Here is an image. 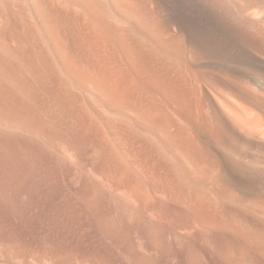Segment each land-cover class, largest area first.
<instances>
[{"label":"bare ground","instance_id":"obj_1","mask_svg":"<svg viewBox=\"0 0 264 264\" xmlns=\"http://www.w3.org/2000/svg\"><path fill=\"white\" fill-rule=\"evenodd\" d=\"M31 1L36 15L38 12L42 14L39 20L43 23L46 37L56 49V55L53 56L61 61L59 67L62 72L57 74L58 77L55 76L53 72L56 69L50 64L56 61L50 59L52 55L49 57L46 46V50L44 49L45 41L42 43L38 39L35 28L37 24L27 27L18 11L13 25L16 32L15 35L11 32V35L17 36L18 50L27 49V53L18 52L14 36V39H10L15 44L11 41L12 44L8 45H14L17 53L13 52L14 47L11 49L8 46L10 51L14 49L11 52L6 50L1 39L0 61L3 60V63L0 62V72H4L5 79L11 73L16 76L20 69L12 67L15 64L14 68H19L17 64H21V70L27 66L29 69L35 68L23 70V73L29 70L28 73L32 74L30 76L35 78L37 75L41 78L42 85H46L44 82L50 83L54 90L50 91L54 94L48 92L51 96L48 97L51 99L55 95L52 104L57 107L52 106V99H49L51 110L54 108V113L57 111L60 118L63 117L60 119L58 116L60 126L69 122L72 133L62 132L65 133L62 137L61 133L55 134L60 131L58 128V131L45 129L44 132L43 129V132L49 133L55 140L52 134L56 131L54 136L59 144L57 148V143L52 145L56 150L52 149L51 152L55 154L50 155L62 153L59 154L62 159L57 155L56 157L64 160L65 166L69 162L73 164V169H69L72 173L66 177L70 179L69 184H66V191L63 184L68 180H64V183L61 181L64 189L59 187V191L56 187L59 181L57 176L64 168L60 169L62 166H59L58 159L55 160L61 170L58 169V174L54 171L58 168L57 165L50 162L53 156H44L47 160L44 159L43 163L50 162L56 169L47 167L46 178H41L44 179V187H41L44 190L41 191L39 186H35L34 177L41 174L35 175V172H40L37 167L42 163L40 160L46 152L39 154L43 150L39 151L35 145L32 159L30 162L26 159L31 165H27L23 153L21 154L23 151L20 152L21 145L24 144H20V141L16 144L14 141L16 150L13 151L16 153L11 151L15 155L11 163L12 181L7 183L5 181L9 176H0V264H264V95L254 93L252 86L244 83L245 81L241 82V79L235 86H232L234 83L230 86L214 81L212 86L209 85L210 88L216 82L220 87L213 90H209V83H206L208 90H205L193 70L195 79L185 68L183 70L176 65L159 64V58L147 49L142 40L141 36L145 33L143 26V30L140 28L143 34H139L138 29L143 25L140 16L144 20L145 13L141 15L142 2L138 0H78L84 10L78 9V4L75 7L76 0H71L73 3L69 1L75 6L61 0H53L50 5L44 1ZM108 4L109 8L112 6L119 13L118 17L110 8L118 18L113 14L109 15L106 7ZM129 10H133L132 13L135 12L136 15L133 22L128 20L132 14L128 19L124 16ZM150 10L149 8L146 16L151 14ZM9 21H5L3 25H10ZM160 21V24L156 21L154 24L153 20L150 26L161 27V23L169 22ZM144 22L146 27V20ZM158 26L157 30H163L164 26L169 28L166 24L161 28ZM10 28L11 26L8 29ZM166 29V33L163 30L164 37L169 31ZM43 31L40 33L42 38ZM176 31L174 36V31L169 32L168 35L172 34L168 39L173 37L172 43L176 41L184 47L181 44H188L190 38L181 33V30L180 34ZM156 35L157 32L154 36ZM157 41L164 43L162 39ZM169 42H165L167 45L159 44L167 47L171 40ZM75 44L81 52L83 48L82 54L74 48ZM189 44L186 46H190ZM115 46L120 47L122 52ZM183 47L182 50L185 49ZM188 48L186 47L187 50ZM119 54H122L121 58H125L122 59L125 63L119 59ZM24 64H27L26 67ZM30 64L32 65L29 66ZM52 68L54 71H51ZM32 71L36 74L33 75ZM70 73H74L73 83L65 77ZM0 75L4 79L2 72ZM11 75L9 78L13 81ZM219 76L221 77L220 74ZM204 77L201 81L208 82ZM16 78L18 79L17 76ZM39 78L36 77V81ZM223 78L228 80L226 77L216 76V80ZM7 81L10 82L8 78ZM2 83L3 80L0 85ZM14 83L15 80L12 84ZM39 84L41 85L40 82L37 85L35 83L34 86ZM40 85L41 92H45L47 87L43 89ZM2 86L0 92H3ZM84 87L85 91L91 88L90 93L86 92L80 98L78 93ZM229 95L237 102L238 99L241 100L246 107L238 112V103L234 100L235 103L232 104L229 101L232 98H227ZM4 96H1L0 101L7 100ZM12 96L14 95L11 93V99L10 95L6 98L13 107L16 99ZM4 100L6 107L0 104V110L8 107L7 112L12 109L13 113L16 112ZM86 105L93 110L90 108V111ZM118 111L130 116L123 117ZM180 111L184 113L181 114ZM16 114L11 116L5 113L9 118H20ZM180 114L187 118L185 126L186 118L182 119ZM180 119L184 124L180 125ZM176 121L179 122L178 125H175ZM188 121L191 122L190 126H187ZM24 123L25 121L20 123L22 127ZM27 127L29 131L32 129L29 125ZM23 131L26 132V129ZM47 136L45 138L49 139L50 136ZM35 137L37 136L33 135L34 139ZM45 138L42 140L45 141ZM78 139L82 145L85 144L88 153L94 154L93 157L83 152L85 147L82 148L80 142H75ZM6 140L0 137V168L3 170L8 165L3 153L6 147L8 149L13 144ZM49 142L51 141H48V146ZM87 156H91V160ZM82 159L85 161L82 162ZM87 159L90 164L86 163ZM78 160L84 164V172L86 170L88 173L85 163L88 164L87 167L91 165L90 169L95 172L89 169L91 173L83 175V170H79L81 166L78 165ZM64 174L61 173V180L67 175ZM39 176L37 181L40 180ZM26 179L31 183L28 184ZM12 182L15 190L9 192L7 189V192L6 185ZM25 182L29 186L23 188ZM102 182L104 187L100 185ZM27 186L32 189L28 194L29 191L24 193ZM9 187L11 188L8 185L7 188ZM104 188L111 195L114 193L115 198L103 190L108 196L105 195L102 191Z\"/></svg>","mask_w":264,"mask_h":264},{"label":"rangeland","instance_id":"obj_2","mask_svg":"<svg viewBox=\"0 0 264 264\" xmlns=\"http://www.w3.org/2000/svg\"><path fill=\"white\" fill-rule=\"evenodd\" d=\"M12 1V2H11ZM27 1V0H26ZM26 1H24V0H0V40L1 41H3V45L5 46V49H6V47H7V49L6 50H9L8 49V46H9V48H13L14 47V49L18 46V39L14 36L15 35V32H16V30L14 29V26L13 25H15V17H17L18 16V14L16 13L17 11L19 12V16H22V18H23V22L27 25V27H30V25L32 24V25H34V26H36V24H37V26L35 27L36 29H37V31H38V33H37V37H38V39L43 43L44 41L46 42L47 40H48V38L46 37V35H45V32L43 31L44 29V27H43V23L39 20L41 17H42V14L40 13V12H38L37 13V15H36V12L34 11V4H32L33 2L31 1V0H28V2H26ZM39 1H44V2H46V4H53V0H39ZM62 2H66V1H68L66 4H69L70 2H72L71 0H61ZM70 1V2H69ZM78 0H76V1H74L75 3V5L76 4H78L79 5V7L76 5H74V4H72V3H70L69 5H74L75 7H78V9H80V10H84V6L82 7V5H81V3H78L77 2ZM137 1V0H136ZM138 1H140V2H142V11L143 12H141L142 14L141 15H143L144 13H145V15L143 16V17H147L146 19L144 18V20L142 19V17L140 16V19H141V24H143V25H141L140 27H139V29L138 30H140V28L142 29V26H143V32L145 31V33L143 34V32H142V30H140L139 31V34L140 35H142L141 37H142V40L144 41V43L146 44V46H147V49H150L153 53H155V55L159 58V64H172V65H176V66H178L179 68H181V69H183L184 70V68H185V71L188 73H190V75L192 74V77L194 76L193 75V72H192V70L195 72L194 74L196 75L195 77H197V79L200 81V83L202 84V86L204 85L205 86V90H213L215 87L218 89V87H220V86H218V85H220V84H218L217 82H216V84H217V86H216V84L215 85H213V87L212 88H210V86H212V84H214V81H218L219 83H227L228 85H232L233 83H234V85H232V86H235L238 82L240 83V81L242 82H244V83H247L249 86H252V88L255 90H253L254 91V93L255 92H257V95L258 94H261V95H264V0H138ZM24 2H26V3H24ZM152 2V3H151ZM28 3V5H29V7H28V5H26ZM154 3V4H153ZM23 4V5H22ZM156 5V6H155ZM161 5V6H160ZM150 6V7H149ZM83 9H82V8ZM106 7H107V9H108V12H109V15H111L112 16V14L114 13L115 14V12H116V15L118 14V17H119V13L112 7V6H110V8H112V10L109 8V4L108 5H106ZM152 7V8H151ZM161 7V8H160ZM31 9V10H29L28 11V9ZM149 8L151 9L150 10V12H151V14H153V13H156L155 15H156V17H157V20H155L156 19V17H155V15L153 14V15H151V14H149V16H146V14H148L149 12ZM155 10V11H154ZM23 11V12H22ZM30 11H31V14H34V15H31L30 14ZM113 13H112V12ZM145 11V12H144ZM133 12V10H131V12H130V10H129V12H127L124 16H126L127 17V19H128V17H129V15L130 14H132V15H130V17H129V21L130 22H133L135 19H136V15H135V12H134V14L132 13ZM146 12H148V13H146ZM162 13V14H161ZM40 14V15H39ZM113 14V16L114 17H116L115 15ZM127 14H128V16H127ZM39 15V16H38ZM154 16V17H152V18H155V19H152L151 18V16ZM29 16V17H28ZM41 16V17H40ZM132 16H133V18H132ZM161 16V17H160ZM31 17V18H30ZM32 17H34V19L32 18ZM118 17H116V18H118ZM135 17V18H134ZM148 17H150L149 19H148ZM160 17V18H159ZM4 18H6V20L4 19ZM30 18V19H29ZM29 19V20H28ZM151 19H152V21H151ZM160 19L161 20H163L164 22H166V21H169L168 23L166 22V23H161V25L163 26V25H169V28L168 29H166V28H164V27H168V26H164V27H162L163 28V30H164V32H165V29H166V31H168L167 32V36H166V34H165V37L164 36H162V34H163V30L161 31L160 29L159 30H157L156 29V27L158 26V25H156V27L155 26H150L151 25V22L153 23V20H154V22L156 21L157 22V24H160V22H162V21H160ZM11 22H10V21ZM33 20V21H32ZM143 20V21H142ZM146 20V24H148L149 26H147L146 24H145V26L146 27H144V21ZM148 20H150V22H148ZM159 20V21H158ZM5 21H9L10 22V25L8 24V22H6L9 26H11V28L10 29H8L9 28V26L8 25H3V24H5ZM36 22V23H35ZM38 22V23H37ZM41 22V23H40ZM156 22L154 23V24H156ZM172 22V23H171ZM12 23V24H11ZM38 24H39V27H41V30L43 31V35H44V37L43 38H45V39H43L42 38V36L40 35V33L42 32V31H40L39 29V27H38ZM153 25V24H152ZM174 25H175V27H174ZM5 26V27H4ZM8 26V27H7ZM39 29H38V28ZM147 27H149V30H150V32H149V30L147 29ZM159 27V26H158ZM161 27H159V28H161ZM172 27V28H171ZM13 28V29H12ZM154 30H153V29ZM176 28H178L177 29V31H176ZM12 29V31H10ZM27 29H29V28H27ZM170 29H172V31L170 30ZM173 29H175V30H173ZM30 30V29H29ZM180 30H181V33L183 32V33H185L186 35H187V37L188 38H190L189 40H190V42H188V44L191 46V48H190V46H186V45H188V44H181V45H184V47L183 48H185V49H181L182 47L179 45V44H177L176 43V41L175 42H173L172 43V41H173V37L171 38V39H168V37L170 38V35L173 33V31H174V33L172 34V36H174V34H175V31H176V33L177 34H180L179 32H180ZM13 31H14V33H13ZM68 31V30H67ZM148 31V32H147ZM151 31H152V33L155 35V32H157V35L156 36H154V35H152V33H151ZM155 31V32H154ZM160 31V32H159ZM11 32H12V34H14L13 36L16 38L15 39V41H16V44L12 41L13 39H14V37L11 35ZM70 32V31H69ZM68 32V33H69ZM159 32V33H158ZM169 32H172L171 34H169L168 35V33ZM142 33V34H141ZM148 33L149 34H151L150 36L148 35ZM161 33V35L160 36H162V37H164V39H167L166 41L162 38V37H160L159 36V34ZM166 33V32H165ZM69 34H71V32L69 33ZM73 34H75L74 32H73ZM16 35H17V33H16ZM39 35V36H38ZM249 35V36H248ZM11 36V37H10ZM70 36H72V35H70ZM145 36H147V37H145ZM152 36H154V38L155 39H157V40H163V42L165 43H167V41L169 42V40H171V46H173V47H171L170 45H168L167 47H165V45H167L166 43H165V45H163V46H161L159 43H161V42H159V41H155V42H153L154 40H153V37ZM149 37V38H148ZM150 37H152L151 38V40H153V41H151V40H149L150 39ZM159 37V38H158ZM5 38H6V43H5ZM10 38H13L12 40L10 39ZM4 39V40H3ZM147 39V40H146ZM43 40V41H42ZM13 42V44H15V46L14 45H8V43H11L12 44V42ZM192 41H194L192 44H191V42ZM43 43V47H44V49L47 47V52H48V54H49V57H50V55H52L53 56V54H55L56 55V49L54 48V47H52V44L50 43V41L48 40L46 43ZM150 42H152V43H155L154 45L153 44H151ZM158 42V43H157ZM164 43H161V44H164ZM170 43V42H169ZM176 43V44H175ZM7 44V45H6ZM47 44L49 45V46H51V47H49V46H47ZM116 44V43H115ZM159 44L160 46H161V48H160V46L157 45ZM194 44V45H193ZM77 45H79V43H77ZM179 47H178V46ZM193 45V46H192ZM1 46V45H0ZM3 46V47H4ZM11 46V47H10ZM46 46V47H45ZM81 46V45H80ZM79 46V47H80ZM116 46H118V44L116 45ZM115 46V47H116ZM175 46V47H174ZM2 47V46H1ZM49 47V48H48ZM159 47V48H158ZM168 47H170V48H168ZM181 47V48H180ZM186 47L188 48V50H191V52L190 51H188L187 49H186ZM50 48H51V51H52V54H50L51 53V51H50ZM74 48H76V44L74 45ZM77 48H78V46H77ZM76 48V49H77ZM81 48V47H80ZM79 48V49H80ZM117 48V47H116ZM154 48H156V49H154ZM157 48L159 49V50H157ZM163 48H165V49H163ZM180 48V49H179ZM194 48V49H193ZM13 49V50H14ZM17 50H18V47L16 48ZM15 49V51H13V50H11V51H13V52H16L17 50ZM118 49H120V47L119 48H117V50ZM20 50V49H19ZM18 50V52L20 53V54H22V51L23 52H25V54L27 53V49H25V50H22L21 49V51H19ZM46 50V49H45ZM78 50V49H77ZM77 50H76V52H77ZM121 50V49H120ZM119 50V51H120ZM182 50V51H181ZM187 50V51H186ZM10 51V50H9ZM10 51V52H11ZM29 51V50H28ZM55 51V52H54ZM79 51V54H82V52H83V48H82V52H81V50H78ZM160 51V52H159ZM186 51V52H185ZM121 52H122V50H121ZM190 52V53H189ZM17 53V52H16ZM78 53V52H77ZM123 54V53H122ZM121 54V55H122ZM162 54H163V56H162ZM191 54V55H190ZM121 55L119 54V59L122 61V62H124L123 60H125V56H124V54H123V58H121ZM50 57V59L51 60H53V61H56L57 63H59V64H57L56 62H54V63H51L50 64V66L52 65V66H54L53 68H55L56 70H55V72H53L54 74H55V76L56 77H58V73L60 74L62 71L60 70V67H59V65H61V61L59 60V59H57V57L56 58H54V56L53 57ZM25 58V57H24ZM54 59H56V60H54ZM123 59V60H122ZM1 60V59H0ZM51 60H50V62H51ZM52 61V62H53ZM59 61V62H58ZM0 62H2L3 63V60L2 61H0ZM162 62V63H161ZM1 63V64H2ZM125 63V62H124ZM1 64H0V68L2 67L1 66ZM54 64V65H53ZM18 66H19V68H14V66H15V64L13 65V69H20V73H21V71H22V73L23 72H25L26 71V69H29V67L27 68L25 65H27V64H24V67H26V69L25 68H23V70H25V71H23V70H21V68L23 67V65H22V67H20L21 66V64H17ZM16 65V66H17ZM32 64H30L29 66H31ZM57 65V66H56ZM17 66V67H18ZM33 66H34V64H33ZM51 66V67H52ZM35 67V66H34ZM59 67V68H58ZM53 68L51 69V71L53 70ZM58 68V69H57ZM12 69V70H13ZM34 70L33 68H30L29 70ZM187 69V70H186ZM200 69H201V71H200ZM0 70H2V69H0ZM12 70L10 71V72H8V74L7 73H5V75L7 74V76L12 72ZM29 70H28V72H29ZM189 70H191V71H189ZM203 70V71H202ZM15 71V70H14ZM36 71V70H35ZM54 71V70H53ZM58 71V72H57ZM220 71V72H219ZM2 72V77L5 79V77L6 76H4V72L3 71H1ZM0 72V73H1ZM16 72V71H15ZM28 72H26V73H16V76L18 77V79L16 78L15 79V75L13 74V73H11V74H13L14 75V78L12 77V75H11V77H12V79H13V81L15 80V83L14 84H12L13 83V81L9 78V76L7 77L8 78V80H10V82L9 81H7V78L5 79L6 81H4V79H2V78H0V79H2L3 80V83H2V85L3 86H5V85H7V83L9 84V85H7V86H5V87H3L2 85H0V86H2L1 87V90H3V92L2 93H4L5 92V94H2L1 92V96H6V97H8L9 95H10V97H9V99H11V93H12V95H14V96H12L14 99H16L15 100V102H14V104H13V107L11 106V104H8V102H7V100H8V98H6L5 96V99H7L5 102H7V106H9L10 107V109H12V108H14V111L16 110V112H17V114H16V112H14L16 115H18L20 118H17V119H12V115L14 114L13 113V109L12 110H9V112H7V109H8V107H7V109H5V105L3 104L4 102H3V100H1L0 101V104L3 106H5L4 107V109L6 110H3V112L5 111V113H8V115H11L10 117L11 118H9V116H6L5 115V113H3L2 112V110H0V137H4V138H6L7 140V142L8 141H10V143H13L10 147H8V149H7V147H6V151H4V153H3V158H5V160H6V162H7V167L5 168V170H3V169H1L0 168V176H2V174H3V176L4 177H10V179H9V177L7 178V180L5 181V182H11L12 181V177L10 176V175H12L13 174V171H12V169H11V163H13V157L15 156V155H13V153L12 152H15L16 153V151H13V150H16V144H19L20 142H22V143H20V144H24L23 146H24V148L26 147V149H24L23 148V146L21 145V149H20V152L21 151H23V152H21V154H22V156L24 157V160H25V162H26V164L27 165H31V163H29L30 162V160L32 159V153L34 152V147H35V145H36V147L39 149V151H41V150H43V151H41L39 154H42V152H46L45 153V155L43 154L42 155V158L44 157V156H53V159L51 160L50 158V162L51 163H54L55 162V160L57 161V159H58V161H59V166L61 167H58V165L56 164V162H55V164L57 165L56 167H58L57 169H56V167H55V165H53V164H51L50 162L49 163H45V162H47V161H44V163H43V160L45 159V157L43 158V159H41L40 160V155H39V160H40V162H42V163H40V168H39V166L37 167V169L38 170H40V172L38 171V172H35V175H38L39 173H41L40 174V176H39V178H40V180L38 179V181L36 180L37 178H38V176L37 177H34V178H36V179H34V183H35V186H39V190H44V189H42L43 187H44V184H43V180H41V178H46V174H47V172H46V170H47V167L49 166H52V168L53 169H56V170H54L55 172H57L58 174H59V170L60 169H62V168H64L62 171H61V173L62 174H64V175H66V176H64L63 177V180H61L62 179V177L60 176L61 175V173L57 176V177H59V181H58V183L61 185H59L58 183H57V186L56 187H58L57 189L59 190V191H61L60 189H59V187H63V189H64V186L66 187L67 185V183L69 184V180H68V178H66V177H69L70 176V174L72 173L71 172V170L69 171V169H73V164H69L70 162L69 161H67V162H69L68 164H67V166H65V162H64V160H61L62 158L59 156V154H57L56 153V155L57 156H59L61 159H59V158H57L56 157V155H53V154H55L54 152H51V151H53L52 149H54L55 147L57 148L58 147V141H57V139H56V136H54L55 134H59V133H61V136L62 135H64L65 133H62V132H66V133H72L71 132V129L69 128L70 127V125H68L69 124V122L67 123H62V125L60 126L59 125V123L61 122V120H58V121H60V122H58L57 121V119H58V116H59V118H60V115H58V113H57V111H56V113H54V108H53V110H51V105L52 106H54L55 108H57L55 105H53L54 103H53V99L52 98H55V95H53L54 97H52L51 99H52V102L49 104V102L51 101V99L49 98V97H51L50 96V94H48V92L50 93L52 90H53V88L50 86V83L49 84H47L46 82H44L43 84H46V85H42V82H41V78H39V76H35V78L37 77V78H39V80H37L36 81V79L33 77V76H30V74H31V72L30 73H28ZM203 74H201V73ZM210 72H212V75H213V73H214V76H212L211 75V73ZM32 73H33V75H35L36 73L34 72V71H32ZM35 73V74H34ZM188 73V74H189ZM207 73H209V75H211L212 76V78H215V80H211L210 78L208 79V77H211V76H209ZM217 73H218V75H217ZM19 76H18V75ZM29 74V75H28ZM72 74H74V73H72ZM71 73L70 74H68V75H66L65 77H66V79H67V81H69L70 79L72 80V81H69L70 83H73L74 82V76L72 75ZM219 74L221 75V77H226V79L228 78V80H225V78H223L222 80L221 79H219V80H221V81H219V80H216V76L217 77H219V78H221L220 76H219ZM24 75V77H22ZM32 75V74H31ZM72 75V76H71ZM200 75H202V77H204V75H205V77H206V79H205V77H204V80H207L208 82H205V84H204V82H202L203 80V78L200 76ZM1 76V75H0ZM21 77V78H20ZM32 77V78H31ZM68 77H70V78H68ZM195 77H193L194 79H195ZM25 78V79H24ZM236 78V79H235ZM238 78V79H237ZM22 79V80H21ZM33 79V80H32ZM69 79V80H68ZM196 79V80H197ZM230 79V80H229ZM234 79V80H233ZM241 79V80H240ZM1 80V81H2ZM21 82H20V81ZM50 80H51V78H50ZM202 80V81H201ZM238 80H240V81H238ZM1 81H0V84H1ZM16 81H18V82H20V83H18V82H16ZM36 83V85H37V83H41V85L43 86H41L40 84V87H42L43 89L44 88H46L47 87V89H44V91L45 92H47V96L44 94L43 95V93H45V92H41V89H39V85L38 86H34V82ZM39 81V82H38ZM54 81V80H53ZM233 81H235V82H233ZM6 84H5V83ZM211 82V83H210ZM237 82V83H236ZM206 83H209V84H207V86H209V88L206 86ZM232 83V84H231ZM17 84V85H16ZM18 84L22 87H20V86H18ZM15 85H16V87H15ZM10 86V87H9ZM45 86V87H44ZM81 86H84V84L83 85H81ZM86 86V85H85ZM15 88V90L17 91H15V90H13L14 88ZM18 87V89H16ZM25 87V88H24ZM48 87H50L51 89H48ZM86 87H88V86H86ZM86 87H84V90H83V88H82V90L81 91H83V94H82V92L80 91V93H78V94H80V98H82L83 97V95H84V93H90V90H91V88H87V90L89 91H85L86 90ZM19 88H21V89H19ZM27 88V89H26ZM35 89L34 91H33V89ZM37 88V89H36ZM208 88V89H207ZM9 90V91H8ZM13 90V91H12ZM47 90H49V91H47ZM51 90V91H50ZM216 90V89H215ZM258 90V91H257ZM7 91L9 92L8 94L9 95H7ZM15 91V92H14ZM54 91V90H53ZM14 92V93H13ZM19 92V93H18ZM37 92V93H36ZM261 92V93H260ZM36 93V94H35ZM38 93H39V95H38ZM77 93V92H76ZM16 94V95H15ZM19 94V95H18ZM41 94L43 95V96H41ZM51 94H54V93H52L51 92ZM1 96H0V98H1ZM34 96V97H33ZM49 96V97H48ZM229 96H230V98H229ZM229 96H227V98L228 99H231V100H229V101H231V103L232 104H234L235 102L236 103H238V112L239 111H241L242 110V108L243 107H246V105L241 101V100H239L238 99V102H237V100H235V98L233 99V96H231V95H229ZM46 97H48V98H46ZM13 99V100H14ZM49 99H50V101H49ZM234 100H235V102H234ZM10 101V100H9ZM241 101V102H240ZM12 101H10V103H11ZM17 102V103H16ZM55 102V101H54ZM13 103V102H12ZM16 103V104H15ZM42 103V104H41ZM45 103H46V105H45ZM53 103V104H52ZM242 103V104H241ZM41 104V105H40ZM1 105H0V109H1ZM15 105H16V107H15ZM45 105V106H44ZM235 105H237V104H235ZM242 105V106H241ZM43 108H42V107ZM87 106V105H86ZM88 107V109L90 110V111H92L93 110V108H91V107H89V106H87ZM19 108V109H18ZM22 108V109H21ZM42 108V109H41ZM92 110H91V109ZM240 108V109H239ZM18 109V110H17ZM44 109V110H43ZM57 110V109H56ZM114 111V110H113ZM10 112H12V113H10ZM26 112V113H25ZM115 112V111H114ZM119 112V114L121 113V116H123L124 114H122V113H124V112H121V111H118ZM25 113V114H24ZM30 113V114H29ZM51 113V114H50ZM56 115V117H55V115ZM94 113V112H93ZM179 113V111H177V114ZM180 113L182 114V113H184V112H182V111H180ZM44 114H45V118H44ZM125 114H127V112H125ZM180 114V116L182 117V119H185V118H183L185 115H181ZM50 117H49V116ZM14 116V115H13ZM17 116V117H18ZM55 117V118H53V117ZM130 116V115H129ZM128 115H124L123 117H129ZM180 116H178V117H180ZM4 117V118H3ZM16 117V116H15ZM14 117V118H15ZM180 117V118H181ZM5 118H6V121H5ZM47 118V119H46ZM52 118V119H51ZM55 119V120H54ZM60 119H63V117L62 118H60ZM179 119V118H178ZM182 119H180V123L181 122H183V120ZM12 120H14V121H12ZM22 122V124H23V122L25 121V123H24V127H22L23 125L22 124H20L21 122ZM31 120V121H30ZM65 120V119H64ZM64 120H62L63 122H64ZM18 121V122H17ZM27 121H29V122H27ZM57 121V122H56ZM67 121V120H66ZM178 121H176L175 122V125H178ZM186 121H187V118L185 119V124L184 123H181L180 125H182V124H184L183 126H185L186 125ZM17 122V123H16ZM26 122H27V124L29 125V126H31V127H29V128H35V129H30V131H29V129H28V125H26ZM31 122V123H30ZM178 122V123H177ZM7 123V124H6ZM19 123V124H18ZM177 123V124H176ZM190 123V124H189ZM6 124V125H5ZM61 124V123H60ZM63 124H65V125H63ZM67 124V125H66ZM110 125H112L111 123H109ZM5 125V126H4ZM7 125H9V126H7ZM17 125V126H16ZM191 125V122H189L188 121V124H187V126H190ZM7 126V127H6ZM20 128H19V127ZM25 126H26V128H25ZM33 126V127H32ZM39 126V127H38ZM46 126V127H45ZM56 126V127H55ZM64 126H66L65 127V129H64ZM67 126H68V128L69 129H67ZM36 127H38V128H36ZM48 127H50V128H48ZM144 127H146V126H144ZM12 128V129H11ZM15 128V129H14ZM56 128H58V130H63V131H58ZM63 128V129H62ZM18 129V130H17ZM26 129V132L25 131H23V130H25ZM39 129V130H38ZM40 129H41V131L42 132H40ZM43 129H44V132H45V129H47V131L49 130H55L56 129V131H58V132H56V131H54L53 132V137H55V140H53V138H51L52 136L49 134V133H47V135H49L50 136V138L48 139V138H45L46 136L44 135V134H46V133H44L43 132ZM66 129L67 130H70L69 132L68 131H66ZM14 130V131H13ZM4 131V132H3ZM16 131V132H15ZM18 132V133H17ZM24 134H23V133ZM31 132V133H30ZM41 134H40V133ZM56 132V133H55ZM13 133V134H12ZM22 133V134H21ZM38 133H39V137L40 138H38ZM44 133V134H43ZM51 133H52V131H51ZM55 133V134H54ZM28 134V135H27ZM68 134H66V135H68ZM33 135L34 136H37V137H35V139L33 138ZM42 135V136H41ZM43 136H44V138H45V141H43L44 140V138H43ZM49 136H47V137H49ZM30 137V138H29ZM42 137V138H41ZM63 137V136H62ZM43 139V140H42ZM40 140V141H39ZM53 140V141H52ZM80 139H78V140H76L75 142H77V144L80 142L79 141ZM12 141V142H11ZM14 141H16L15 143V147H14ZM18 141H20V142H18ZM39 141V142H38ZM48 141H51V143L49 142V146H48ZM44 143V145H43V143ZM9 143V144H10ZM45 143H46V145H45ZM54 143L56 144L57 143V145L55 146L54 145ZM81 143V145H82V142H80ZM8 144V145H9ZM55 146L54 148H52L53 146ZM80 145V144H79ZM12 146L14 147V149H12ZM18 146V145H17ZM29 146H30V149H32L33 151H30V149H29ZM31 146H33V147H31ZM85 148H84V147ZM82 148H84V150L81 148V153L83 154V152H86V154H89V155H92V157L94 156V154H90V153H88V148H87V150L88 151H86L85 149H86V146H85V144L84 145H82L81 146ZM20 148V147H19ZM49 148H51V149H49ZM56 148L54 149V150H56ZM17 149H18V147H17ZM24 149V150H23ZM59 149H60V146H59ZM58 149V150H59ZM10 150V151H9ZM31 152V153H29V151ZM48 150L50 151V152H48ZM82 150H83V152H82ZM12 151V152H11ZM7 152H9V154L7 153ZM48 152V153H47ZM56 152V151H55ZM58 152V151H57ZM11 153V154H10ZM14 153V154H15ZM50 153H53V154H51L50 155ZM26 154V155H25ZM29 154H30V157H29ZM62 154V153H61ZM60 154V155H61ZM81 154V155H82ZM84 155V154H83ZM12 158H11V157ZM27 158H26V157ZM86 156V155H85ZM46 157V158H47ZM81 157V156H80ZM79 157V159L81 160V158ZM84 157V156H83ZM30 158V159H29ZM86 158H88L89 160H91L90 158H91V156H87ZM85 158V159H86ZM7 159H8V161H7ZM26 159H28L29 160V162H28V160H26ZM49 159H48V161H49ZM87 159V160H88ZM45 160H47V159H45ZM86 160V161H87ZM89 160H88V162H86V163H89L90 164V162H89ZM53 161V162H52ZM65 161H66V159H65ZM79 161V160H78ZM85 160H83L82 159V162H84ZM66 162V163H67ZM80 162V161H79ZM79 162H78V165H80L81 166V168H79L78 167V165H75V166H77V168H79V170L80 169H82L83 170V165L84 164H82V162H80L81 164H79ZM75 163H77V162H75ZM85 163V167H86V169H88L87 171H88V173L86 172V170H85V172H84V170L82 171L83 173V175H85V173H86V175L87 174H89V172L90 171H93V169L91 170L90 169V167H91V165L89 166V167H87L86 165H88V164H86ZM42 165V166H41ZM44 165H46V166H44ZM43 166H44V168H43ZM54 166V167H53ZM75 166H74V168H75ZM42 167V168H41ZM72 167V168H71ZM85 167H84V169H85ZM60 168V169H59ZM6 169H9L8 171L6 170ZM42 169V170H41ZM59 169V170H58ZM89 169H90V171H89ZM27 170V169H26ZM28 171V170H27ZM63 171H64V173H63ZM80 171V172H81ZM4 172V173H3ZM5 172H7V173H5ZM70 172V173H69ZM93 172H95V171H93ZM92 172V173H93ZM37 173V174H36ZM69 173V174H68ZM91 173V172H90ZM6 175V176H5ZM57 175V174H56ZM63 176V175H62ZM57 177H55L54 176V178H57ZM61 177V178H60ZM66 178V179H65ZM9 179V180H8ZM11 180V181H10ZM64 180L66 181V180H68V182L66 181L65 182V184H63L62 185V183H64ZM26 182H27V179L25 180ZM61 181H62V183H61ZM7 182V183H8ZM25 182V185L23 186V188H25L26 187V185H28V184H30L31 182H29V180H28V184ZM37 182V183H36ZM40 183V185H39V183ZM42 182V183H41ZM6 183V184H7ZM11 184V185H10ZM38 184V185H37ZM43 184V185H42ZM100 184V183H99ZM8 185L9 186H11V188L9 187V188H7L8 187ZM8 185H6V188H5V186L3 187V190H4V188H5V190L8 192V190L7 189H9V192H12V190H15V188H14V182H12V183H9ZM32 186H33V183L31 184ZM59 185V186H58ZM100 185H102L103 187H104V183L102 182ZM99 185V186H100ZM29 186V185H28ZM27 186V188L29 189H25L26 191L24 192V193H26L27 191H29V192H27V194L28 193H30L31 192V187L29 188ZM12 187H13V189H12ZM42 187V188H41ZM56 189V190H57ZM66 189H67V187L64 189L65 191H66ZM11 190V191H10ZM103 190H105V192L107 191V189H102V191ZM23 191H24V189H23ZM14 192V191H13ZM103 193H104V191H103ZM106 193H108V195L109 196H111V197H113V198H115V194L112 196L111 195V193L108 191V192H106ZM110 193V194H109ZM105 194V193H104ZM105 195H107V194H105ZM107 195V196H108ZM117 195V194H116ZM110 197V198H111Z\"/></svg>","mask_w":264,"mask_h":264}]
</instances>
